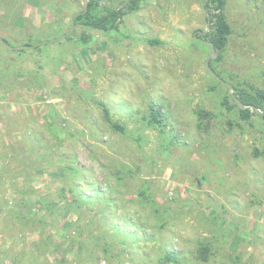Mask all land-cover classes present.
<instances>
[{"label":"rangeland","instance_id":"1","mask_svg":"<svg viewBox=\"0 0 264 264\" xmlns=\"http://www.w3.org/2000/svg\"><path fill=\"white\" fill-rule=\"evenodd\" d=\"M203 1L142 0L116 30L0 42V264H264V116L241 119L206 69ZM225 1L213 67L264 90V0ZM82 8L0 0V36L34 45Z\"/></svg>","mask_w":264,"mask_h":264},{"label":"trees","instance_id":"2","mask_svg":"<svg viewBox=\"0 0 264 264\" xmlns=\"http://www.w3.org/2000/svg\"><path fill=\"white\" fill-rule=\"evenodd\" d=\"M142 0H126L122 7L119 6H102L98 5L99 0H89L87 4V10H82L77 13V16L74 18L75 24H79L86 28L97 29L104 32L117 29L118 25L116 20L122 16L124 12H132L139 8V5ZM225 0H208L206 6L210 9H214V13L209 11L210 16V25L211 30L208 34L209 41L213 43L214 48L219 51V53L225 48L228 36L231 33L230 24L227 22L225 15ZM4 41L8 40L1 36ZM32 43V42H31ZM30 42H26L24 45H32ZM34 43V42H33ZM220 58V55L217 59ZM211 67L215 72L223 79L220 72H218L214 67L213 63L210 60ZM215 78V77H214ZM235 93L239 99L246 105L259 108L264 110V90L261 88H253L252 92L238 90L235 86ZM233 105L237 107L233 99L230 96ZM238 112L240 118L243 120H249L252 116L250 108L240 109ZM103 117L109 126L120 133H125V127L118 122H115L111 119L109 111L105 105L102 106ZM198 115L201 119L209 117L210 113L205 110H199ZM264 116V114H263ZM162 120V113L158 108H152L150 122L160 123ZM202 121V120H201ZM201 259L206 260V247L202 248Z\"/></svg>","mask_w":264,"mask_h":264},{"label":"water","instance_id":"3","mask_svg":"<svg viewBox=\"0 0 264 264\" xmlns=\"http://www.w3.org/2000/svg\"><path fill=\"white\" fill-rule=\"evenodd\" d=\"M88 1L89 0H83V11H86L87 10V4H88ZM208 0H204L202 2V8L203 10L205 11L206 15H207V22H206V27L205 29L203 30V32H206L207 31V28L210 24V16H209V11H208V8L206 7V3H207ZM77 16V14L74 16V18ZM72 20V26L70 28V30L66 33H63L57 37H53L51 39H48V40H41L37 43H35L34 45H17V46H11L9 45L6 41L3 40V38L0 36V42L3 44V45H6L7 47H9L10 49H26V48H31V47H34V46H38L40 44H44V43H51V42H55V41H58V40H61V39H64L66 36L70 35L74 29V26H75V22H74V19ZM119 19L116 20V23L118 22ZM209 44H210V47H211V52L209 53V55H207V57L205 58V67L206 69L209 71V73L215 77L218 81H220L221 83L225 84L228 89H229V93H230V96L231 98L233 99L234 103L240 108V109H245V108H250L251 106L249 105H246L244 104L240 99L239 97L236 95L235 93V88L234 86L229 83V82H226L224 79H222L216 72L215 70L211 67L210 65V60L213 59L214 57H216L218 51L214 48V45L212 42L209 41ZM262 113L264 114V110H262Z\"/></svg>","mask_w":264,"mask_h":264}]
</instances>
